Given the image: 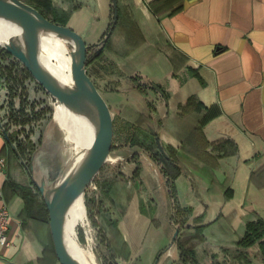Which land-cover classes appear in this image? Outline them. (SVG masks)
Wrapping results in <instances>:
<instances>
[{
    "label": "crops",
    "instance_id": "1",
    "mask_svg": "<svg viewBox=\"0 0 264 264\" xmlns=\"http://www.w3.org/2000/svg\"><path fill=\"white\" fill-rule=\"evenodd\" d=\"M77 2L69 26L86 44L112 36L104 56L116 67L108 78L141 75L167 94L150 91L157 103L152 114L138 90L122 86L109 92L119 120L157 132L174 149L183 167L174 181L178 203L193 210L189 222L206 224L195 244L200 263L263 264L258 245L248 248L249 260L242 263L224 248L236 246L249 220L264 219V0H117L121 17L110 34L112 0ZM141 154L148 192L125 180L115 183L109 202L118 219L117 228H110L113 249L125 264H177L166 182ZM1 156L6 167L0 205H8L11 224L0 264H61L48 209L39 203L27 208L15 186H34L36 180L11 159L0 127ZM149 198L155 201L153 217L141 210Z\"/></svg>",
    "mask_w": 264,
    "mask_h": 264
},
{
    "label": "trees",
    "instance_id": "2",
    "mask_svg": "<svg viewBox=\"0 0 264 264\" xmlns=\"http://www.w3.org/2000/svg\"><path fill=\"white\" fill-rule=\"evenodd\" d=\"M36 7L49 20L64 25L70 24L72 12L80 6V2H75L68 9L57 8L54 0H25ZM117 22L121 17V9L117 8ZM115 19L114 5L112 8V22L108 28L107 34L113 28ZM108 39H100L95 44H87V58L85 66L89 72V66L96 58L104 55L103 46ZM104 60V56L102 57ZM107 62L110 63L109 59ZM130 88L138 90L145 98L149 110L154 114L157 110L155 99L150 96V91L163 92V97L167 98L165 90L155 82L144 79L141 75H132L129 77ZM96 84V83H95ZM98 87V86H97ZM0 89H4V98L0 103V127L6 133V147L11 159H17L22 165H28L31 160L32 151L40 144L43 137V130L49 121L54 120V110H58L57 99L40 84L29 72V70L14 57L5 47L0 45ZM117 90L114 89L113 91ZM157 118V117H156ZM155 118V119H156ZM158 122V119H156ZM114 122L115 138L112 142L111 151L114 148L122 147L123 151H117L121 158L111 164L104 163L100 171L96 173L84 190V198L87 214L91 222L96 226L99 240L104 250L102 264H123L117 259L116 252L113 249V242L110 236V228H117L118 219L114 216L109 202H114L112 192L115 183L119 180H131L133 185L140 186L144 184L141 173V161L139 162L140 152H146L150 159L159 168V171L165 179V187L168 189L171 200V219L179 229L175 235L174 242L179 250V262L177 264H201L197 256L196 241L203 239V229L206 224L194 219L189 222L193 210L188 207H181L176 203V192L174 181L183 171L174 156L172 147H165L159 140L158 133L155 131H146L139 125L127 121ZM160 122V120H159ZM17 127V131L12 128ZM121 141H116V139ZM14 143V147L9 143ZM108 159H110L108 157ZM120 159H125L121 161ZM113 160V159H112ZM111 160V161H112ZM27 161L26 163H24ZM135 162L132 169H127V163ZM29 169V168H28ZM34 181V180H33ZM97 186V190L94 188ZM15 186L27 200V208L31 203H39L47 209L44 198L37 185H21L15 183ZM230 196V195H229ZM154 203L153 198H149L148 203ZM141 210L153 217L155 212L152 209L146 210L144 202H141ZM194 229L193 233H189ZM258 245V255L264 264V219L256 217L246 223L244 233L238 243L233 248H224L231 253L234 261L238 263L247 262L248 248Z\"/></svg>",
    "mask_w": 264,
    "mask_h": 264
},
{
    "label": "water",
    "instance_id": "3",
    "mask_svg": "<svg viewBox=\"0 0 264 264\" xmlns=\"http://www.w3.org/2000/svg\"><path fill=\"white\" fill-rule=\"evenodd\" d=\"M113 5L115 22L117 18V0H113ZM0 15L10 18L14 25L19 28L20 34L23 37V40H21L19 34L14 32L9 33L7 40L4 43H0V45L21 61L32 76L53 97L58 101H75L80 97H86L93 102L96 108L98 115L97 130L79 166L72 170L59 183H56V179L48 183L44 177L39 182L35 181L49 211L50 227L59 261L61 264H83L67 246L62 229V221L66 208L78 194L84 193L85 188L94 175L109 160L108 156L113 140V116L111 109L107 100L87 72L85 66L87 44L77 31L69 25L49 20L36 7L24 0H0ZM38 30L63 34L70 39L68 44L71 47L72 86L64 87L53 81L43 69L38 58ZM5 135L9 141L7 133ZM9 143L14 147V143ZM178 232L179 229L177 228L175 235Z\"/></svg>",
    "mask_w": 264,
    "mask_h": 264
},
{
    "label": "bare ground",
    "instance_id": "4",
    "mask_svg": "<svg viewBox=\"0 0 264 264\" xmlns=\"http://www.w3.org/2000/svg\"><path fill=\"white\" fill-rule=\"evenodd\" d=\"M0 30H2L0 33V43H4L9 33L12 32L19 34V38L23 40L19 28L14 25L10 18L3 15H0ZM39 33V35L37 34V44L41 50H38V58L43 69L53 81L64 87L72 86L71 49L61 46V37L67 41L70 39L63 34L46 32L45 30H40ZM52 40L55 41V44L52 43ZM60 51L65 53V55ZM59 107L64 111L63 117L59 121V129L64 132V136L62 137L63 140L61 138L62 141L58 142V151L60 152L63 142L66 144L76 143L81 147H78L74 152L66 156L64 166L56 178V183L62 181L82 162L96 133L98 123L96 108L93 102L86 97H80L75 101L60 100ZM81 221L88 225L89 220L87 218L84 193L78 194L66 208L62 221V229L67 246L74 256L83 264H95V253L89 248L88 250L83 247L73 238L76 236V225ZM91 257H94V259H91Z\"/></svg>",
    "mask_w": 264,
    "mask_h": 264
},
{
    "label": "rangeland",
    "instance_id": "5",
    "mask_svg": "<svg viewBox=\"0 0 264 264\" xmlns=\"http://www.w3.org/2000/svg\"><path fill=\"white\" fill-rule=\"evenodd\" d=\"M54 1H55L57 8H59V9H68L69 6H72L75 2H77V0H54ZM112 8H113V6H112ZM111 22H112V20H111ZM111 22H110V24H111ZM1 32H2V30H0V33ZM37 34L39 35L40 33L38 32ZM79 34L81 35V33H79ZM102 38H104L106 40L107 36L104 35V36H102ZM111 38H112V36H110V39ZM43 42H45V41H43ZM97 42H99V40ZM52 43L55 44V41H53ZM61 46L62 47L63 46L69 47L71 49L70 45L68 44V41L63 37H61ZM108 47H109V42L106 41L105 45L103 46V52L104 53L107 52ZM38 50H41V48L38 47ZM60 52L65 55V53H63L62 51H60ZM103 56L104 55H102V57ZM102 57L96 58L95 60H93L88 69H89L91 78L96 83V85L98 86L99 90L101 91V93L103 94V96L105 97L107 102H109L108 104H109V107L111 109L113 121L116 120V122H118V124H119V121H121V120H119V118H118V116H119L117 113L118 108H117V105H115V101L113 100L114 99L113 94H110L109 92L111 90H114V89H116L118 87H122V86L123 87L126 86V88H127L131 84H130V81H116V80H111L112 79L111 77L108 78V75L111 74V72L112 73L115 72L116 66L113 65L112 60H109L110 63L107 62V59H108L107 56H104V60H102ZM109 70H111V71H109ZM1 90L3 92V98H4V93H5L4 89H1ZM56 104H57L58 110H56V112L54 110L53 118H55V116H57V117L55 118L54 122H53V120H51L44 127L42 140H41L40 144H38L36 149H34L32 151L31 159H29V160H31L30 163L27 166L22 165L24 168H26L33 175V178H35V180L38 182L40 181V179L42 177H44L48 183L53 182L57 178L61 169L63 168L64 163H65L64 160H65L66 156L68 154L74 152L78 147H81L76 143L66 144L65 142H63L60 152L58 151V146H59L58 142H61L63 140L62 137L64 136V132L59 129L60 128L59 121L62 119L64 111H63V109L61 110V108L59 107V101L58 100H57ZM148 108H149V106H148ZM52 123H53V125H52ZM14 129L17 131V127L12 128L13 131H14ZM61 138H62V140H61ZM114 138H115V132H114V122H113V140H114ZM113 140H112V142H113ZM116 141H121V140L118 139V137H117ZM63 145H64V148H63ZM117 151L122 152L123 148L122 147L114 148L110 154L112 155V157L114 155H116V156L114 158H112L111 156H108L110 159L107 161V164H111L112 162H115V161H117V159L121 158V155L117 156ZM141 153L145 154L148 158H150L146 152L141 151ZM141 153L139 155V159H141V160H139V162L141 161L140 162L141 166H142L141 171H143V164H142L143 158H142ZM120 160L124 161L125 159H120ZM26 162L27 161H25L24 163H26ZM130 166L133 169L135 166V162L130 163ZM125 181L129 182L132 185V187L135 186L138 190L148 192V188H147V186H145V184L140 185V186H136V185H133L131 180H125ZM94 188L97 190L96 185H94ZM144 194H145V197H147L145 192H144ZM176 197H177V194H176ZM176 203H178V198H176ZM144 205H145V209L149 210V211L152 209L153 206H155L154 203H152V202L148 203L147 200L144 202ZM87 218L89 220L88 225L83 223L82 221L76 225V236L73 238L75 240H77L86 249L89 248L90 250H92L95 253V257H96L95 264H98V263L101 264L103 261V255L105 252L102 249V244L99 240V235H98V231H97L96 226L91 222L88 214H87ZM173 223H174V221H173ZM173 225L176 228V225L175 224H173ZM192 231L194 232V229H190L189 233H193ZM92 258L94 259V257H91V259ZM118 260H119V262H122L123 264H125L120 259H118Z\"/></svg>",
    "mask_w": 264,
    "mask_h": 264
},
{
    "label": "built area",
    "instance_id": "6",
    "mask_svg": "<svg viewBox=\"0 0 264 264\" xmlns=\"http://www.w3.org/2000/svg\"><path fill=\"white\" fill-rule=\"evenodd\" d=\"M6 167V158L0 157V173L4 171ZM10 210L7 204L0 205V249L6 245H9V239L7 232L10 228Z\"/></svg>",
    "mask_w": 264,
    "mask_h": 264
}]
</instances>
